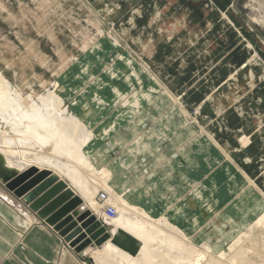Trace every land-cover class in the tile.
I'll use <instances>...</instances> for the list:
<instances>
[{"label":"rangeland","instance_id":"obj_1","mask_svg":"<svg viewBox=\"0 0 264 264\" xmlns=\"http://www.w3.org/2000/svg\"><path fill=\"white\" fill-rule=\"evenodd\" d=\"M181 24L188 33L178 31ZM0 72L34 95V107L24 114L39 126L35 139L18 138L7 118L12 110H6L0 141L13 147L6 151L9 158L21 168L29 159L74 165L94 189L98 208L93 212L100 220L97 193L103 189L116 207L114 218L149 230L152 241L143 243L113 227V219L103 223L117 250L96 247L94 255L106 258L102 264H190L198 254L203 264H254L255 259L264 264V149L250 145L264 139V0H0ZM192 94L196 101H190ZM180 98L190 104L186 110ZM205 104L226 108L214 111ZM179 117L183 126L175 127L171 122ZM198 135L223 143V151L237 141L240 150L229 154L252 182L239 173L242 183L236 185L226 171L223 200L219 163L210 171L197 169L185 156L193 155L191 149L194 159L205 153L198 152ZM234 135L239 137L231 142ZM206 141L200 143L206 147ZM249 145L259 159H244ZM134 149H145L144 173L135 165ZM115 162L126 167L121 196L111 183ZM3 173L13 175L8 182L16 177L2 170L0 181ZM143 182L157 199L154 214L153 207L141 206L143 200L126 199L132 192L139 199ZM4 187L0 183V190ZM8 196V203L20 208V201ZM120 200L123 209L115 204ZM231 202L236 206L227 207ZM245 207L253 209V218L244 220ZM192 246L194 253L182 250ZM94 255L75 254L76 264H97Z\"/></svg>","mask_w":264,"mask_h":264},{"label":"crops","instance_id":"obj_2","mask_svg":"<svg viewBox=\"0 0 264 264\" xmlns=\"http://www.w3.org/2000/svg\"><path fill=\"white\" fill-rule=\"evenodd\" d=\"M178 31H180V33H182L183 31L188 33L187 27L183 24H181L179 26ZM180 35H182V34H180ZM187 37H190V35L188 34ZM180 45H181V43H180ZM204 100L206 102L208 101V99H204ZM180 101L182 102L181 104H183L184 109L186 110V107L189 106L190 104L185 103L184 100H182V99ZM190 101L191 102L196 101V100H194V94L191 95ZM205 105H206V107L208 106L207 104H205ZM210 107H212V106L209 105V107H207V108H210ZM224 108H226V105H224L223 107H220L217 110H215L212 107V109L214 111H219V110L224 109ZM176 113L179 114L177 111H176ZM181 121H182V119L179 117L177 121L171 122V124L174 125L175 127H181V126H183V124L181 126H178V124ZM249 121L250 120H246V121H244V123H248ZM241 122L243 123V120H241ZM202 128H204V127H202ZM210 130H214V133L216 132V130L213 129V126L211 127ZM241 130H242V128H241ZM239 135H236L237 139H238ZM203 137H205V139L207 140L206 142H208L206 147L204 146L203 142L200 143V140H202ZM198 138H201L198 140L199 141L198 152L200 154H202L203 152H205V153H203L201 155V157L194 159V149H191L193 155H190L187 153L185 154L186 158L189 159L187 161H191V165L197 166L196 167L197 169L202 168V167H206L207 171H210V169H212V168L215 169V165H216L215 162L219 163V166H221V169H219L217 180H218V187L221 186L222 190H223L222 191L223 197H224L223 200H225V197H226V195L224 193V190H225L224 188H225L227 182L225 183V179L223 178L226 171L228 172V174L230 176L229 180L233 181V183L236 185H240L242 183V180L238 179L239 173L243 174L245 179H248L249 181L252 182L251 178H249V176L243 170L244 167L240 166V163L235 162V160H236L235 156L229 154V152H231V149H233V148L240 150V148L238 147L237 141H236V143H233V145H234L233 148L232 147L229 148V146H227V147H225L227 149V151L226 150L223 151L222 147L224 148V144L222 142H221L222 145H219V144L217 145L213 142H210L205 135H203V136L198 135ZM236 138L234 135V136L230 137V141L234 142ZM224 139H225V134H224L223 138L221 139V141H223ZM253 139H255V138H251L250 140H253ZM255 140L256 141H254L253 143L251 142L250 145L257 143L258 146H261V148L264 149L263 137L259 136V138H256ZM244 141H245V137H244ZM144 145H146V147H147V142H144ZM212 145L217 146L216 149H214ZM250 145L247 146V148L244 150V151H246L245 154H243L244 155L243 157H245L244 159L246 160L249 157H253V156L255 157L254 159H259L257 157V155H259V153L257 151H255V154L249 152ZM146 147H145V149H146ZM145 149H144V151H145ZM144 151L142 153H140V152L136 151L135 149L133 150V152H134L133 157L135 160V165H138V170L140 168L141 173H144V171H142V170L145 168L146 160H147V158L144 157V154H143ZM248 160H251V159H248ZM141 161L143 163L140 166ZM125 168L126 167L123 163L120 164L119 162H115V163L111 164L112 188L115 189V191H117V193H119V191H124L121 188L122 186L120 185V182H121V180H123L122 176L125 175ZM134 168H136V167H134ZM135 173H137V172H135ZM137 176L138 175L135 176L136 179H137ZM209 179H210L209 182L212 183V185H213L211 191L209 192V193H211L215 190L214 189L215 180H214L213 175H210ZM143 184H144V182L140 183V185H139L140 189H141V193L138 194V195H141L139 199L134 198L133 192L131 194L127 193L126 199L128 201H130L131 203L139 202L140 200H143V204H141V206H143L144 208H149L148 206L153 207L154 208L153 214H154L157 212L156 211L157 207H158L157 206V199H156L155 195L153 194V190L151 191L149 189L150 187H145ZM253 184H254V182H253ZM216 186H217V184H215V188H216ZM254 186H255V184H254ZM71 187L76 192L79 193V191H77V189L75 187H73V186H71ZM209 190H210V188H209ZM2 191L7 193V195L13 194L12 191L6 187H4V190H2ZM257 191L260 192V194H263V191H261V190H257ZM119 195L121 196L120 193H119ZM13 196H15V195L13 194ZM218 197H219V199H221L222 193H220L218 195ZM15 198H16L15 201H17V200L20 201L19 202L20 204H18L19 205L18 207H20V208L14 207L15 205L8 203V201H6L4 198L0 197V264H56L55 259L58 260L57 253H58V250L61 246H62V248L64 247V250L60 254V257H59L60 263L59 264H76L74 256H75V254L77 255V253L72 248L67 246V244L63 241V239L58 235L57 232H55L50 226H48L41 219H39L35 215V213L30 211L27 204H25L19 197L15 196ZM261 199H262L261 196L259 198L257 197L254 204H256V202L258 200H261ZM234 206H236V205L233 202H231L230 204L227 205V207H234ZM254 207H255V205H254ZM245 209H246V207H245ZM245 209H244V213H245L244 214V220H248L249 218H246V217H249V216H252V218H253L254 214H255L253 209H250V208H247L246 210ZM225 215H227L232 222L236 220V218L234 216H232L230 213H226ZM176 218H177L176 216L174 218H172L174 223L176 222ZM55 250H56V252H55ZM62 254L64 255L63 260L61 259Z\"/></svg>","mask_w":264,"mask_h":264},{"label":"bare ground","instance_id":"obj_3","mask_svg":"<svg viewBox=\"0 0 264 264\" xmlns=\"http://www.w3.org/2000/svg\"><path fill=\"white\" fill-rule=\"evenodd\" d=\"M33 96L34 95L31 93L25 94L24 92H22L20 87L13 85L8 80V78L5 76V74L0 72V123H1V125H4V121L7 120V118H8L9 121L12 122L11 127L13 126V130L15 132V135L17 137L20 135L18 138L35 139L37 137V135L39 134L38 124L35 123V121L32 119L31 116H30V118L26 119V115L24 114L25 112L28 113V110L30 109V107H34V101H31ZM203 104L204 103H200L198 105V108H201V106ZM8 108H10L12 110V113L10 115L8 114V117L6 118L4 116V114ZM21 109H23V111ZM29 114H31V113L29 112ZM36 122H38L37 119H36ZM21 123L23 125V128L18 129L17 126H19ZM11 140H12L13 146L15 145V147L17 148L18 147L17 138L13 135ZM2 143L3 144H1V141H0V172L2 170H7V171L15 172V174H16V177H14L12 180H10L8 182V183H10V186L15 187V188L16 187H23L22 191H25V190L29 189L31 185L37 184L43 177H45V175L51 174L53 172V173L58 174L60 177H61V175L66 177V179L69 182L71 181L73 184L79 186L83 190L81 196L84 199L86 211H88L90 213H94L93 211L97 210L98 203L96 201H94V199H93V194H94L93 190L94 189L86 186V184L82 180V176H81L80 172L78 171V168H76L74 165L73 166L70 164H68V165L67 164L66 165L60 164L59 165L56 163H54V164L50 163V161L47 164H46V162H44V163L42 162L43 163L42 164V163L33 162L29 159V161H23V163H25L28 166H26V167L24 166L21 168V167L17 166L13 162V160H11L9 158V156L6 152L7 150H11L13 148V147H11L10 143L8 141H2ZM15 150L17 151V153L23 152L19 149H15ZM37 158H38V156H37ZM27 159H28V157H27ZM33 160H34V158H33ZM35 160H36V158H35ZM36 161H38V160H36ZM53 170L56 172H54ZM0 195H1L0 197L4 198L6 201L7 200L10 201L9 196L4 191L0 190ZM109 201H111L110 198H109ZM123 202H124V200H120V202H116L115 204L118 208L123 209V208H125L123 205H121ZM103 217L104 216L102 215V218ZM100 221L102 222V220H100ZM111 225L115 228H125L129 233H133L143 243H150L152 241L151 237H149V234H148L149 230H147L143 225H138L136 223L130 222L126 218H122V217L118 216L112 220ZM103 245L105 248L104 251L114 252L117 250L116 248H114L112 246V243L110 242V240L103 243ZM169 246H170V244L167 247H169ZM174 249L178 250V249H180V247H174ZM182 250H184L186 252L194 253V247L193 246L190 247L189 249L182 247ZM247 252H248V255L250 257H253L254 254H252L251 248L247 249ZM95 253H96V251L91 252L90 256L94 255ZM93 259H95L97 264H102V262H104V259L106 260V258L101 256L98 252L96 255L93 256ZM255 260L257 262L254 261V264L260 263L259 259H255ZM127 263L128 264H136L132 260L127 261ZM190 264H203L201 261V255L198 254V255H196L195 258L193 256V259H192Z\"/></svg>","mask_w":264,"mask_h":264},{"label":"water","instance_id":"obj_4","mask_svg":"<svg viewBox=\"0 0 264 264\" xmlns=\"http://www.w3.org/2000/svg\"><path fill=\"white\" fill-rule=\"evenodd\" d=\"M5 174L0 183L57 232L79 257L90 256L96 247L110 238L107 226L94 213L85 210L83 197L58 174L45 175L25 191H22L23 187L10 186L7 182L13 175Z\"/></svg>","mask_w":264,"mask_h":264},{"label":"built area","instance_id":"obj_5","mask_svg":"<svg viewBox=\"0 0 264 264\" xmlns=\"http://www.w3.org/2000/svg\"><path fill=\"white\" fill-rule=\"evenodd\" d=\"M97 201L102 204L103 218L102 223L106 224L108 221L114 219L117 210L113 203L109 201V194L107 191L101 189L97 193Z\"/></svg>","mask_w":264,"mask_h":264}]
</instances>
